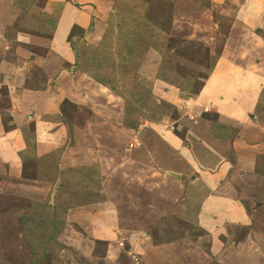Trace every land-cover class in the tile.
<instances>
[{"label": "rangeland", "instance_id": "374dc122", "mask_svg": "<svg viewBox=\"0 0 264 264\" xmlns=\"http://www.w3.org/2000/svg\"><path fill=\"white\" fill-rule=\"evenodd\" d=\"M106 1L110 15L102 31L74 30L71 37L79 57L77 70L87 73L81 72L86 78L77 85L65 83L78 91L70 93L74 100H52L55 114L48 123L60 128L54 126L50 134L63 131L59 146L44 156L47 159L26 163V180L13 172L0 176V264H264V156H258L256 176L237 182V196L214 193L207 183L193 186L192 181L186 183L189 190L191 185L187 192L159 166L155 142L160 129L179 128L181 118L183 124L199 117L187 113L193 112L190 103L214 76L226 46L249 51L248 16L238 17L249 3ZM255 10L251 17L262 27L252 33L264 41V6L254 18ZM43 15L38 14L36 22L44 21ZM237 22L244 23L235 28L238 35L231 36ZM2 31L0 52L11 44L2 42ZM26 51L42 53L36 48ZM0 61L6 64L0 65L1 119L10 130L17 127L7 92V64L14 57L8 52ZM28 67L31 72L33 67ZM60 90H52L51 97ZM23 95L27 93L20 102ZM29 111L37 113L34 107ZM255 114L264 126V93ZM204 118L218 123L214 113ZM33 123L23 127L28 139L34 136ZM186 134L182 138L189 150ZM66 155L88 160L63 169ZM189 175L183 174V179ZM218 193L233 201L226 206L219 200L222 206H215L211 199ZM109 214L111 233L97 236L93 218ZM99 231L107 233L101 227Z\"/></svg>", "mask_w": 264, "mask_h": 264}, {"label": "crops", "instance_id": "0c3cea01", "mask_svg": "<svg viewBox=\"0 0 264 264\" xmlns=\"http://www.w3.org/2000/svg\"><path fill=\"white\" fill-rule=\"evenodd\" d=\"M105 1L37 0L32 7L28 8L26 4L23 6V0H11V2L4 0L5 4L0 0L2 42H11L2 49L0 55L5 57L10 52L14 57V62L7 64L11 70L7 92L14 111V123L16 121L17 126L10 130L4 129L0 112V176H9L11 175L10 172H13L20 181L26 180L21 155L27 149L23 127L28 123L34 122L37 160L50 154L59 146V139L63 137V131L58 135L50 134L51 129L60 128H57V124L45 122L44 117L55 114L52 100H60L61 102L64 99L74 100L70 93H78V91L69 90L72 87L67 88L66 82L68 85L74 86L79 84L81 79L86 78L83 73L77 70L78 58L69 38L74 30L83 32L95 30L97 31L96 34L102 31V24L110 15V6L106 5L107 1ZM237 1L234 0L233 2ZM39 2H45L44 6L37 5ZM243 3H249V5L244 8L246 9L245 13L240 11L238 17L248 16L247 31L250 34L248 37L250 44H252L249 51L244 52L240 49H232L233 46H226L213 73L214 76L208 78L201 94L190 103V111L193 112L187 113L199 117L192 121L184 120L185 123L183 124L180 123V121L182 122L181 118L179 128L177 125H174L172 130L165 127L163 130H159L161 136H156L155 142L160 147L158 153L159 166L172 174L174 185L179 188L184 187V191L187 192L191 190V185H189V190L186 183L192 181L193 186L199 183H207L206 188H210V190L214 188V193L217 191L226 192L227 195L237 196V182L239 183L244 177L256 176L255 169L258 164V156H264V126L258 124L259 119L255 114L264 93V41L260 36L252 33V31L260 29L262 24L260 27V24L251 17L252 10H255L253 9L254 4L258 5L254 11L255 18L260 7L264 6V0H244ZM52 4L58 6L57 12L51 7ZM112 10L111 8L110 11L112 12ZM41 12L45 13L43 16L51 15L57 19V25L51 36L34 32L37 26L34 27L35 17L33 15ZM243 23H234L235 26L231 28L233 32H231V36L238 35L235 28L238 29L237 25L242 26ZM238 38L242 40L241 37ZM231 39L236 40L237 37ZM2 45L1 43L0 46ZM12 46L14 52L11 51L13 50ZM27 48H36L42 53H29L26 51ZM38 59L40 61L36 63ZM31 63H35V65ZM0 65L2 67L6 64L3 63L2 65L0 61ZM28 66L33 67L31 72ZM39 78H44L41 82H45L38 83ZM30 82L36 86H28ZM56 88H61L60 95L51 97ZM23 93H27V95H23L20 102ZM44 93L49 94V96L42 98ZM33 107L37 109V113L28 114L32 112L29 109ZM20 108L24 110H20ZM25 108L29 109L26 111ZM40 111L42 112L40 113ZM211 113L218 115L220 125L238 131L234 141L224 143L213 134L212 123L204 118V115L208 117ZM54 126L56 127L54 128ZM182 129L183 133L180 132ZM185 132L187 133L185 137L191 141L189 142V150L183 143L182 135L184 136ZM147 143H153V141ZM65 160L66 157L63 159V169L64 166L65 168L83 166V163L88 159L86 156H81L80 159L68 156L66 162ZM185 173L190 174L188 176L190 178L183 179ZM261 182L263 186L261 189L264 194V180ZM230 197L223 200L222 194L218 193L211 200L215 206L218 204L219 206L222 204L227 206V202L233 201ZM219 200H223V202L220 201L222 204ZM180 205L181 202L179 201L174 211ZM93 220L98 225V229L95 231L96 235L103 236L111 233V227L114 223H112L110 214L106 215V218L101 215V218L97 220L93 218ZM100 227L107 233H101ZM103 238L105 237L96 239L103 240Z\"/></svg>", "mask_w": 264, "mask_h": 264}, {"label": "trees", "instance_id": "16d2710c", "mask_svg": "<svg viewBox=\"0 0 264 264\" xmlns=\"http://www.w3.org/2000/svg\"><path fill=\"white\" fill-rule=\"evenodd\" d=\"M35 2H37V0H23V6H24V4H26V6L28 8H30V7L33 6V4H35ZM37 15L38 14L33 15V17L36 18ZM42 17H43V20H44L42 22H36V20H34V23H35L34 27L37 26V28L34 30V32L42 33V34H48L49 36H51L53 34V32H54V29H55L56 25H57V19H55L51 15H46V16H42ZM71 37H72V35L69 38V42L70 43H71ZM77 58L79 59V57H77ZM83 70H84V68H83ZM83 70H81V72L87 73V72H85ZM93 77L95 79H97V80H102V78L98 77L97 75H94ZM93 77H91V78H93ZM104 82H106V81H104ZM108 87H109V85H108ZM44 121L48 122L49 121V117H46ZM132 126L137 129L138 126H139V123H135ZM212 132L219 140H221L224 143H228V142L234 141L236 139L237 135H238V131H236V130H234L232 128H229L227 126L220 125L217 122H215V123L212 122ZM23 133H24V139H25L26 146H27V149H26L25 153H23L21 155L22 156V160L24 162V170H25L26 169L25 166H26L27 162H29V161L36 162L37 154H36V140H35L36 138H35L34 130H31V134L34 135V136L32 138H30V139H28L26 137V135H28V133H27L26 129H24V128H23ZM28 149H31L30 158L27 157ZM42 159L43 160L47 159V157H42ZM38 160H40V159H38Z\"/></svg>", "mask_w": 264, "mask_h": 264}]
</instances>
